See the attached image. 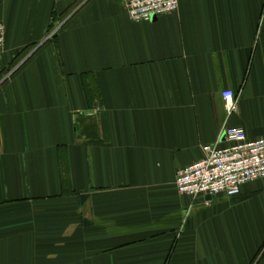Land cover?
I'll return each instance as SVG.
<instances>
[{"label":"crops","instance_id":"crops-1","mask_svg":"<svg viewBox=\"0 0 264 264\" xmlns=\"http://www.w3.org/2000/svg\"><path fill=\"white\" fill-rule=\"evenodd\" d=\"M179 2L0 0V264H264V178L176 185L225 128L264 137V0Z\"/></svg>","mask_w":264,"mask_h":264},{"label":"built area","instance_id":"built-area-1","mask_svg":"<svg viewBox=\"0 0 264 264\" xmlns=\"http://www.w3.org/2000/svg\"><path fill=\"white\" fill-rule=\"evenodd\" d=\"M179 3V0H125V7L131 20L142 22L177 11ZM5 42L6 27L0 22V54L5 50ZM223 98L229 113L237 110L233 91H224ZM223 138L229 145H204L203 157L179 171L176 185L180 194L192 198L231 197L238 195L244 184L264 178V137L249 140L244 128L229 126Z\"/></svg>","mask_w":264,"mask_h":264},{"label":"water","instance_id":"water-1","mask_svg":"<svg viewBox=\"0 0 264 264\" xmlns=\"http://www.w3.org/2000/svg\"><path fill=\"white\" fill-rule=\"evenodd\" d=\"M153 19H156V17H154ZM207 198L212 199V198H214V196H208Z\"/></svg>","mask_w":264,"mask_h":264}]
</instances>
